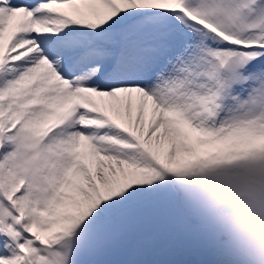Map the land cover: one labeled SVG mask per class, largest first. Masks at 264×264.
Listing matches in <instances>:
<instances>
[{"label":"snow or ice","instance_id":"1","mask_svg":"<svg viewBox=\"0 0 264 264\" xmlns=\"http://www.w3.org/2000/svg\"><path fill=\"white\" fill-rule=\"evenodd\" d=\"M240 160L264 0H0V264H100L165 202L197 222L173 181Z\"/></svg>","mask_w":264,"mask_h":264},{"label":"clouds","instance_id":"2","mask_svg":"<svg viewBox=\"0 0 264 264\" xmlns=\"http://www.w3.org/2000/svg\"><path fill=\"white\" fill-rule=\"evenodd\" d=\"M173 183L231 264H264V160L208 166Z\"/></svg>","mask_w":264,"mask_h":264},{"label":"rangeland","instance_id":"3","mask_svg":"<svg viewBox=\"0 0 264 264\" xmlns=\"http://www.w3.org/2000/svg\"><path fill=\"white\" fill-rule=\"evenodd\" d=\"M171 209L165 202L149 210L135 228L118 237L107 256L95 259L100 264H231L217 253V241L209 231L183 219H163L158 212Z\"/></svg>","mask_w":264,"mask_h":264},{"label":"trees","instance_id":"4","mask_svg":"<svg viewBox=\"0 0 264 264\" xmlns=\"http://www.w3.org/2000/svg\"><path fill=\"white\" fill-rule=\"evenodd\" d=\"M117 242H119V239L118 238L115 240V242L108 249H106L100 255H102V256L107 255L114 248V246L116 245Z\"/></svg>","mask_w":264,"mask_h":264},{"label":"bare ground","instance_id":"5","mask_svg":"<svg viewBox=\"0 0 264 264\" xmlns=\"http://www.w3.org/2000/svg\"><path fill=\"white\" fill-rule=\"evenodd\" d=\"M165 221H167V220H165Z\"/></svg>","mask_w":264,"mask_h":264}]
</instances>
